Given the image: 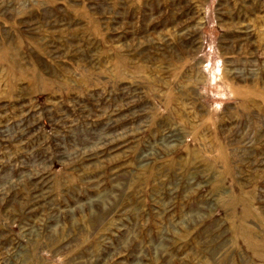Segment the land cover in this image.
<instances>
[{"label": "rangeland", "instance_id": "rangeland-1", "mask_svg": "<svg viewBox=\"0 0 264 264\" xmlns=\"http://www.w3.org/2000/svg\"><path fill=\"white\" fill-rule=\"evenodd\" d=\"M0 264H264V0H0Z\"/></svg>", "mask_w": 264, "mask_h": 264}]
</instances>
